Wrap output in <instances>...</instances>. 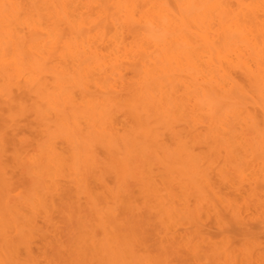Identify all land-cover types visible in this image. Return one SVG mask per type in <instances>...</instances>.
I'll return each mask as SVG.
<instances>
[{
    "label": "clouds",
    "instance_id": "clouds-1",
    "mask_svg": "<svg viewBox=\"0 0 264 264\" xmlns=\"http://www.w3.org/2000/svg\"><path fill=\"white\" fill-rule=\"evenodd\" d=\"M0 264H264V0H0Z\"/></svg>",
    "mask_w": 264,
    "mask_h": 264
}]
</instances>
